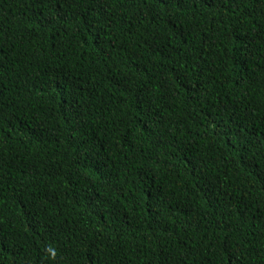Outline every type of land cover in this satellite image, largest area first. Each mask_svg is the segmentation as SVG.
I'll use <instances>...</instances> for the list:
<instances>
[{"label":"trees","instance_id":"trees-1","mask_svg":"<svg viewBox=\"0 0 264 264\" xmlns=\"http://www.w3.org/2000/svg\"><path fill=\"white\" fill-rule=\"evenodd\" d=\"M0 264H264V0H0Z\"/></svg>","mask_w":264,"mask_h":264}]
</instances>
